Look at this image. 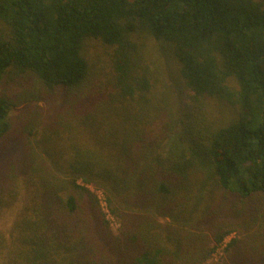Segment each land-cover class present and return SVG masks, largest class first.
<instances>
[{
	"label": "trees",
	"instance_id": "trees-1",
	"mask_svg": "<svg viewBox=\"0 0 264 264\" xmlns=\"http://www.w3.org/2000/svg\"><path fill=\"white\" fill-rule=\"evenodd\" d=\"M23 138L0 264H210L231 236L212 264H264V0H0V144Z\"/></svg>",
	"mask_w": 264,
	"mask_h": 264
},
{
	"label": "rangeland",
	"instance_id": "rangeland-1",
	"mask_svg": "<svg viewBox=\"0 0 264 264\" xmlns=\"http://www.w3.org/2000/svg\"><path fill=\"white\" fill-rule=\"evenodd\" d=\"M32 85H33V82L25 84V86L27 88H31ZM34 87H36V85H34ZM24 90H25V88L23 89V91ZM60 98H61V95L58 93V95L55 98H53V97L47 98L46 97V98H44L43 100H41L39 102H35V103H37V105H34V106L37 107V108H35V110L38 111L39 113H41L43 115V117H44L43 123L40 124L41 123L39 121L40 118L39 117H35V118H33V120L27 121L29 123L25 122V124L34 123L36 129H38L37 138H39V139L42 138V136H43V134L45 132V129L42 127V125L45 123V120L49 121V117H47V113H49V115L51 114V112H48L49 108H50V104L53 105V103H55L56 101H59ZM28 108H30V107H28ZM25 110H26L25 107H21V108L16 109L13 112L14 118L20 117L22 120L26 121V119L24 118V114L27 113L28 111H31V110H34V109H28L26 111ZM32 121H34V122H32ZM16 123L18 125H20V122L18 120H16ZM48 132H51V131H48ZM3 146H4V144H0V163L5 161V160H19L21 155H22L24 146H25V139L24 138L21 139V140H19V139L17 140L16 139L14 142H12L10 145H8L5 149H3ZM90 188H91L92 192L98 197V199L100 201V205L102 207L103 212L106 215V220L108 221L110 228L112 229V231L115 234H118V232H119V230L121 228V220L119 218L114 217L110 213V211L108 210L107 204L105 202L104 193L101 190H99L98 188H96V187H90ZM14 214L15 213L12 211V215H14ZM12 215H11L10 212L6 214V216L4 217V221H1L0 229L6 228L8 225L11 224V222L14 219V217ZM8 220H9V222H8ZM2 223H5V225H2ZM232 237L233 236L228 237L226 239L225 243L223 244V246L216 251V253L212 256L211 260L209 261L210 264H212V263H221L224 260V258L226 257V253L224 251V247H225L226 243Z\"/></svg>",
	"mask_w": 264,
	"mask_h": 264
}]
</instances>
